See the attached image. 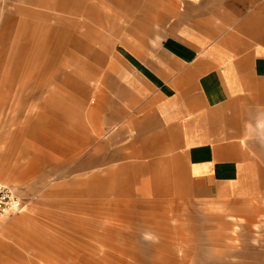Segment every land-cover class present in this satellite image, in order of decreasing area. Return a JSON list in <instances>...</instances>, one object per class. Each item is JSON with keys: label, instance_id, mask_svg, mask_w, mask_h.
<instances>
[{"label": "crops", "instance_id": "1", "mask_svg": "<svg viewBox=\"0 0 264 264\" xmlns=\"http://www.w3.org/2000/svg\"><path fill=\"white\" fill-rule=\"evenodd\" d=\"M42 1L60 27L43 33L51 46L38 61L86 68L98 85L74 97L77 118L91 99L92 129L106 132L84 169L102 170L140 202L264 201V0ZM12 29L6 20L0 85L18 40L36 35L21 21L15 41ZM32 159L9 175L37 173Z\"/></svg>", "mask_w": 264, "mask_h": 264}, {"label": "rangeland", "instance_id": "2", "mask_svg": "<svg viewBox=\"0 0 264 264\" xmlns=\"http://www.w3.org/2000/svg\"><path fill=\"white\" fill-rule=\"evenodd\" d=\"M50 14L42 0H0V34L6 20L15 41L21 21L36 34L33 44L18 40L26 52L16 45L17 60L2 69L0 181L19 190L25 207L0 227V264H264V201L210 209L140 202L99 178L102 170L84 169L83 157L106 132L92 129L91 99L77 118L74 97L94 95L98 85L86 68L38 61L51 46L43 33L60 27ZM29 159L37 173L9 175Z\"/></svg>", "mask_w": 264, "mask_h": 264}, {"label": "built area", "instance_id": "3", "mask_svg": "<svg viewBox=\"0 0 264 264\" xmlns=\"http://www.w3.org/2000/svg\"><path fill=\"white\" fill-rule=\"evenodd\" d=\"M24 207L19 190L0 181V227L9 217L20 214Z\"/></svg>", "mask_w": 264, "mask_h": 264}]
</instances>
